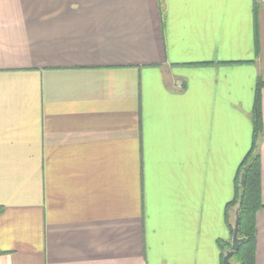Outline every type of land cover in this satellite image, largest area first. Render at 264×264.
I'll use <instances>...</instances> for the list:
<instances>
[{
  "label": "crops",
  "instance_id": "obj_1",
  "mask_svg": "<svg viewBox=\"0 0 264 264\" xmlns=\"http://www.w3.org/2000/svg\"><path fill=\"white\" fill-rule=\"evenodd\" d=\"M259 80L264 0H0V264H223Z\"/></svg>",
  "mask_w": 264,
  "mask_h": 264
},
{
  "label": "trees",
  "instance_id": "obj_2",
  "mask_svg": "<svg viewBox=\"0 0 264 264\" xmlns=\"http://www.w3.org/2000/svg\"><path fill=\"white\" fill-rule=\"evenodd\" d=\"M264 88V82L259 80L255 105L252 115V124L254 137L252 148L245 157L242 166L236 177V194L234 200L227 206V223L231 234L233 235L235 224V211L240 204V227L239 238L243 241L239 250L231 258L233 264H256L257 249V225L256 215L263 208L262 192V167L260 144L264 138L261 92ZM244 176V184H241ZM222 249V260L228 250H231V242L220 244ZM224 264V263H223Z\"/></svg>",
  "mask_w": 264,
  "mask_h": 264
},
{
  "label": "water",
  "instance_id": "obj_3",
  "mask_svg": "<svg viewBox=\"0 0 264 264\" xmlns=\"http://www.w3.org/2000/svg\"><path fill=\"white\" fill-rule=\"evenodd\" d=\"M241 184H244V176L242 177ZM240 204H238L236 211H235V224L234 230L232 235V242H231V250H228L223 258L224 264H233L231 262V258L239 250L240 244L242 243V239L239 238V227H240V214H239Z\"/></svg>",
  "mask_w": 264,
  "mask_h": 264
}]
</instances>
